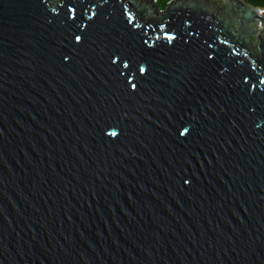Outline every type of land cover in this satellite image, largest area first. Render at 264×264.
Masks as SVG:
<instances>
[{"label": "water", "instance_id": "water-1", "mask_svg": "<svg viewBox=\"0 0 264 264\" xmlns=\"http://www.w3.org/2000/svg\"><path fill=\"white\" fill-rule=\"evenodd\" d=\"M203 1L0 0V264H264V10Z\"/></svg>", "mask_w": 264, "mask_h": 264}, {"label": "snow or ice", "instance_id": "snow-or-ice-1", "mask_svg": "<svg viewBox=\"0 0 264 264\" xmlns=\"http://www.w3.org/2000/svg\"><path fill=\"white\" fill-rule=\"evenodd\" d=\"M88 4V9H85V11H88L89 9H95L97 7V3L95 0H86ZM105 0H99V4L103 5ZM81 3V0H60L59 7L65 10V14L69 20L75 21L77 19V7ZM53 11H56V8L53 7ZM59 14V13H57ZM96 12L91 11L89 15V19L95 18ZM85 28L88 26L87 24L83 25ZM165 38L171 42L175 39V33L165 32L164 33ZM160 37L157 36L156 39L158 40ZM74 41L76 44L80 45L83 43L82 40V34H76L74 35ZM144 43L147 45L148 48H152L155 44L154 40H145ZM65 60L68 59L67 56L64 57ZM112 60V63L115 64L117 60L120 61V63L123 65V68L127 71V75L125 76V81L130 85V88L133 92L138 90L137 83H133V80L136 78L144 79L148 75V68L146 67L145 63L138 60L134 55L127 56L124 58H121L119 54L114 53L112 57H110ZM123 75V73H122ZM245 81L248 80V77L244 78ZM261 83H264V81H261ZM252 88H255V84L251 85ZM186 132H188L187 128H184L183 131L180 132V135H184ZM113 136L116 135L115 132L112 133Z\"/></svg>", "mask_w": 264, "mask_h": 264}, {"label": "flooded vegetation", "instance_id": "flooded-vegetation-1", "mask_svg": "<svg viewBox=\"0 0 264 264\" xmlns=\"http://www.w3.org/2000/svg\"><path fill=\"white\" fill-rule=\"evenodd\" d=\"M134 11L137 15H147L149 18H159L160 14H166L170 11H174V7H183L187 4H191L193 0H129ZM203 4H207L211 9L219 10V12L229 11V7L232 8L231 3L226 0V3L223 4L219 0H204ZM159 7V8H158ZM237 27V25H236ZM254 25H250L249 28H253ZM256 40L255 37L252 38Z\"/></svg>", "mask_w": 264, "mask_h": 264}, {"label": "trees", "instance_id": "trees-1", "mask_svg": "<svg viewBox=\"0 0 264 264\" xmlns=\"http://www.w3.org/2000/svg\"><path fill=\"white\" fill-rule=\"evenodd\" d=\"M245 1L253 6L264 8V0H245Z\"/></svg>", "mask_w": 264, "mask_h": 264}, {"label": "rangeland", "instance_id": "rangeland-1", "mask_svg": "<svg viewBox=\"0 0 264 264\" xmlns=\"http://www.w3.org/2000/svg\"><path fill=\"white\" fill-rule=\"evenodd\" d=\"M169 1H172V0H169ZM221 3L225 4L226 3V0H219ZM159 8V7H158ZM264 10V8H261ZM259 30L260 28L262 27V25H260V22H258L257 26H256Z\"/></svg>", "mask_w": 264, "mask_h": 264}, {"label": "bare ground", "instance_id": "bare-ground-1", "mask_svg": "<svg viewBox=\"0 0 264 264\" xmlns=\"http://www.w3.org/2000/svg\"><path fill=\"white\" fill-rule=\"evenodd\" d=\"M258 29V28H257Z\"/></svg>", "mask_w": 264, "mask_h": 264}]
</instances>
